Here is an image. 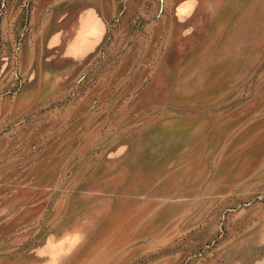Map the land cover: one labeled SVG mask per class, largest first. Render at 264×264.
Masks as SVG:
<instances>
[{"label":"rangeland","instance_id":"rangeland-1","mask_svg":"<svg viewBox=\"0 0 264 264\" xmlns=\"http://www.w3.org/2000/svg\"><path fill=\"white\" fill-rule=\"evenodd\" d=\"M60 1L0 0V264H264V0H96L82 59Z\"/></svg>","mask_w":264,"mask_h":264},{"label":"crops","instance_id":"crops-1","mask_svg":"<svg viewBox=\"0 0 264 264\" xmlns=\"http://www.w3.org/2000/svg\"><path fill=\"white\" fill-rule=\"evenodd\" d=\"M60 6L52 19V29L48 32L47 46L57 47L63 44L66 58L82 59L89 55L98 45L102 32L103 23L97 15L98 5L96 0H83L79 4L68 2ZM66 3V2H65ZM65 11V12H64ZM63 28H74L67 32L68 39L64 36Z\"/></svg>","mask_w":264,"mask_h":264}]
</instances>
